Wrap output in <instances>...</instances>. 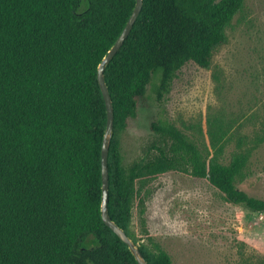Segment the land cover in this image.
I'll list each match as a JSON object with an SVG mask.
<instances>
[{"label": "trees", "instance_id": "obj_1", "mask_svg": "<svg viewBox=\"0 0 264 264\" xmlns=\"http://www.w3.org/2000/svg\"><path fill=\"white\" fill-rule=\"evenodd\" d=\"M143 2L105 71L114 105L109 214L149 264H174L146 229L148 187L178 172L207 181L229 205L264 213V199L238 186L249 155L226 162L222 147L213 152L158 120L144 156L125 166L121 137L154 75L160 100L186 65L210 68L245 0ZM134 7L135 0H0V264H138L102 221L107 113L97 81ZM135 209L142 236L132 229ZM245 264H264V257Z\"/></svg>", "mask_w": 264, "mask_h": 264}, {"label": "rangeland", "instance_id": "obj_2", "mask_svg": "<svg viewBox=\"0 0 264 264\" xmlns=\"http://www.w3.org/2000/svg\"><path fill=\"white\" fill-rule=\"evenodd\" d=\"M227 36L209 69L186 65L160 100V73L154 75L137 119L121 137L124 165L141 159L155 139L151 123L169 120L213 145V152L222 147L226 162L248 154L238 186L264 199V0H245ZM144 210L146 229L174 264H245L264 257V213L225 203L205 180L169 172L148 187ZM132 229L142 236L138 209Z\"/></svg>", "mask_w": 264, "mask_h": 264}, {"label": "water", "instance_id": "obj_3", "mask_svg": "<svg viewBox=\"0 0 264 264\" xmlns=\"http://www.w3.org/2000/svg\"><path fill=\"white\" fill-rule=\"evenodd\" d=\"M143 0H135L134 10L128 19L122 33L110 48L107 54L102 59L97 70V81L102 93L107 113L106 129L102 140L101 147V178H102V196H101V216L103 223L129 248V251L135 258L138 264H149L147 259L144 257L139 249V245L136 244L126 233V231L114 222L109 214V191H110V180H109V152L114 135V105L109 91L105 71L108 65L111 63L116 54L121 50L125 41L129 37L136 21L138 20L141 11L143 9Z\"/></svg>", "mask_w": 264, "mask_h": 264}]
</instances>
